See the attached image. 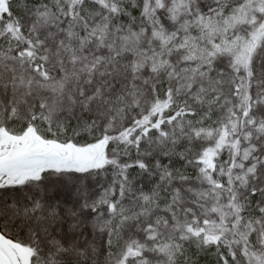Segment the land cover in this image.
<instances>
[{
	"label": "snow or ice",
	"instance_id": "1",
	"mask_svg": "<svg viewBox=\"0 0 264 264\" xmlns=\"http://www.w3.org/2000/svg\"><path fill=\"white\" fill-rule=\"evenodd\" d=\"M0 264H264V0H0Z\"/></svg>",
	"mask_w": 264,
	"mask_h": 264
}]
</instances>
